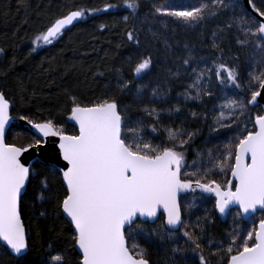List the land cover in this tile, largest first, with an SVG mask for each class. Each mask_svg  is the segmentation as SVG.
I'll return each mask as SVG.
<instances>
[{
	"label": "snow or ice",
	"instance_id": "snow-or-ice-1",
	"mask_svg": "<svg viewBox=\"0 0 264 264\" xmlns=\"http://www.w3.org/2000/svg\"><path fill=\"white\" fill-rule=\"evenodd\" d=\"M247 2L259 18H264V10L257 8L253 0ZM124 3L133 11L139 7L137 0H124ZM112 7L109 4L103 10ZM235 7L232 2L211 0L210 4L189 8L160 6L155 12L195 27L206 16H216L221 9L234 11ZM85 11H71L56 19L36 37L32 51L51 44L66 27L86 18ZM234 26L244 36L237 38L240 45L252 43L264 53L261 19L249 21L241 14L226 25L228 29ZM127 36L139 43L133 32ZM213 47H217L215 43ZM191 59L189 54L183 64L188 65ZM151 66V57H145L134 66L133 73L141 76ZM215 75L225 87L241 88L238 68L219 63ZM203 76L204 72H199L189 87L197 88ZM248 77L250 96L245 100H229L221 106L228 114L221 111L216 131L233 127V123L224 120L245 116L249 105H258L264 90V69L250 72ZM129 87L130 82H123L120 91ZM200 94L197 90L195 97L188 98L199 99ZM203 94L212 95L210 91ZM156 95L154 90L152 96ZM71 100L70 119L78 125L74 134L67 133L51 119L14 116L12 102L0 92V242L10 249L18 264H31L29 230L22 213L31 181L41 173L45 175L39 198L54 203L56 214H62L71 224L74 247L80 254L79 264H150L147 249L137 241L152 243L153 238L162 243L171 242L165 249L166 264H208L204 249L213 244L217 245V252L225 253L226 264H264V218L258 223L253 220L252 228L243 234L233 229L228 246L224 247L222 241L207 238V225L214 222L208 215L198 216L195 222L186 220L181 205L182 193L199 191L202 199L214 197L213 207L221 216L229 214L231 206H237V216L251 218L258 210L264 212V104L260 114L248 116L252 127L245 123L244 131L226 144L218 157L207 153V167L193 160L196 171H186V146L194 133L168 128V143L153 144L141 133L144 127L156 132V124H145L142 119L133 121L128 117L127 107H122L115 96L98 97L89 104L81 103L75 96ZM141 111L156 121L160 119V111L155 107H143ZM175 111L179 112L180 108L176 107ZM17 119L30 126V138L24 143H8L7 136ZM217 170L224 175V182L211 178ZM48 175L59 177L57 193L52 192ZM40 216L45 217L46 212L41 211ZM64 259L60 254L51 257L55 264H64Z\"/></svg>",
	"mask_w": 264,
	"mask_h": 264
},
{
	"label": "trees",
	"instance_id": "trees-1",
	"mask_svg": "<svg viewBox=\"0 0 264 264\" xmlns=\"http://www.w3.org/2000/svg\"><path fill=\"white\" fill-rule=\"evenodd\" d=\"M225 2L234 3L235 10L221 9L218 15L206 16L195 27H189L174 18L159 15L155 8H189L210 4L211 0H137L139 7L135 11L127 8L124 0H0V49H3L0 53V92L12 102L14 116L28 115L40 121L51 119L69 134L78 131L69 122L73 106L71 97L89 104L98 97L115 96L122 107H127L128 117L133 121L142 119L145 124H156V132L144 127L141 133L153 144L168 143V128L194 133L186 146L188 167L185 170L196 171L193 160L207 167V153L218 157L225 145L244 131L245 123L248 128L252 127L248 116L261 113V106H248L245 116L224 120L233 123V127L215 130L219 127L216 120L221 111L228 114L221 106L232 99L249 97L248 73L264 69V53L252 43L240 45L237 38L244 39L242 33L235 26L226 27L241 14L249 21L255 18L243 7L241 0ZM253 2L264 10V0ZM109 4L113 7L104 11ZM80 9L86 10V18L68 27L51 44L32 51L33 41L56 19ZM128 32H133L139 43L130 41ZM214 43L217 47H213ZM189 54L192 59L184 65L183 60ZM149 56L151 68L135 76L134 66ZM219 63L238 68L240 89L219 83L215 75ZM199 72H204V76L197 88L189 87L195 83ZM123 82H130V87L121 92ZM154 90L155 97L152 96ZM197 90L201 93L199 99L188 98L195 97ZM206 91L212 95H204ZM143 107L157 108L159 121L146 116L141 111ZM176 107L180 108L179 112L175 111ZM14 124L7 142H26L30 138L28 129ZM44 175L41 173L32 179L23 205L22 218L30 236L28 260L31 264H55L51 257L60 254L65 258L64 264H79L80 254L74 247L71 224L62 214H56L54 203L39 198ZM211 178L225 181L218 170ZM48 182L53 193L60 190L59 177L48 175ZM213 203L214 197L202 199V194L193 193L181 199L185 219L195 222L198 216L208 215L214 222L207 225V238L222 241L224 247L228 246L233 229L243 234L252 228L253 220L258 223L264 218V212H259L245 222L242 216H237V210H233L223 222ZM192 204L195 206L189 209L188 205ZM41 211L46 212L45 217L40 216ZM137 243L147 249L150 264H166L165 249L171 242L162 243L153 238L152 243L143 239ZM216 248L215 244L205 246L208 264H226L225 253L217 252ZM0 264H18L17 258L1 242Z\"/></svg>",
	"mask_w": 264,
	"mask_h": 264
},
{
	"label": "water",
	"instance_id": "water-1",
	"mask_svg": "<svg viewBox=\"0 0 264 264\" xmlns=\"http://www.w3.org/2000/svg\"><path fill=\"white\" fill-rule=\"evenodd\" d=\"M241 2H242V4H243V7L255 18V19H261L262 20V22H264V18H259L258 17V14L251 8V4L250 3H248L247 2V0H241ZM80 20V19H79ZM79 20H77V21H75L73 24H75L76 22H78ZM72 24V25H73ZM71 25V26H72ZM68 27H70V26H68ZM68 27H66L64 30H63V32L68 28ZM262 104H264V90H262L261 91V97L260 98H258V105H256V106H261ZM250 107H254V106H252V105H249ZM69 122L72 124V125H74L76 128H77V130H78V125H76V123H75V121H72L71 119H69ZM14 123H17V125L19 126V127H23V128H27L28 130L30 129V126H28L27 124H26V122L25 121H20V120H16ZM29 163H31V161H29ZM235 183V182H234ZM189 194H193V192H188V193H182L181 194V199L183 198V197H185V196H187V195H189ZM194 194H201L199 191H197V192H194ZM205 196H207V194H204ZM233 210H237V206H231V210H230V212H229V214L231 213V211H233ZM260 211L258 210L257 211V213H259ZM216 213H217V215L220 217V219L223 221V222H225L226 220H227V218H228V216H229V214H227V215H225V216H221L217 211H216ZM256 213V214H257ZM256 214H253V216L252 217H254ZM251 217V218H252ZM251 218H249V217H246V216H242V219H243V221H245V222H248ZM1 244L3 245V246H5L4 244H3V242H1ZM6 247V246H5ZM7 248V247H6ZM8 249V248H7ZM8 251L11 253V251H10V249H8ZM11 255H13L12 253H11ZM14 256V255H13ZM15 257V256H14Z\"/></svg>",
	"mask_w": 264,
	"mask_h": 264
},
{
	"label": "rangeland",
	"instance_id": "rangeland-1",
	"mask_svg": "<svg viewBox=\"0 0 264 264\" xmlns=\"http://www.w3.org/2000/svg\"><path fill=\"white\" fill-rule=\"evenodd\" d=\"M142 75V74H141ZM187 161V160H186Z\"/></svg>",
	"mask_w": 264,
	"mask_h": 264
}]
</instances>
